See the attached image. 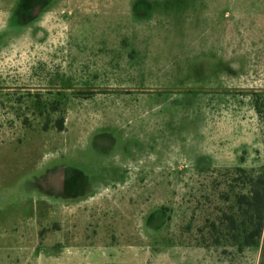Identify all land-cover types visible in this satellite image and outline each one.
<instances>
[{"label":"rangeland","instance_id":"374dc122","mask_svg":"<svg viewBox=\"0 0 264 264\" xmlns=\"http://www.w3.org/2000/svg\"><path fill=\"white\" fill-rule=\"evenodd\" d=\"M255 106L264 0H0V264H264Z\"/></svg>","mask_w":264,"mask_h":264},{"label":"trees","instance_id":"16d2710c","mask_svg":"<svg viewBox=\"0 0 264 264\" xmlns=\"http://www.w3.org/2000/svg\"><path fill=\"white\" fill-rule=\"evenodd\" d=\"M195 93L201 89H188ZM264 121V111L255 106ZM236 170L244 171L243 168ZM237 214L229 216L226 227L229 238L239 246L252 245L261 236L264 224V168L256 175L249 177L247 194L241 193L236 199Z\"/></svg>","mask_w":264,"mask_h":264},{"label":"crops","instance_id":"0c3cea01","mask_svg":"<svg viewBox=\"0 0 264 264\" xmlns=\"http://www.w3.org/2000/svg\"><path fill=\"white\" fill-rule=\"evenodd\" d=\"M2 151H3V153H2ZM5 152H6V154H10L9 152H11V150H10V148H7V147H5V148H3V149H0V154H5ZM20 154H21V152H20ZM10 160H11V158H9V159H7V161H9L10 162ZM0 161H3V159H1L0 158ZM27 162H25V164H26ZM24 164V166H25V168H23V171L21 170L20 171V174L18 175V180H20V182H21V180L23 181V178H25L26 177V175H23V173L24 172H27V169H26V165ZM44 168H43V166H41L40 167V170H43ZM60 169V168H59ZM4 169L3 168H0V173H1V177H5V175H6V173L9 175V177L11 176V170H8V169H5V171H3ZM50 171V170H49ZM37 172H38V169H37ZM36 172V173H37ZM28 173V172H27ZM34 174V177L35 178H37L38 177V175L37 174ZM45 177V174L44 175H41V176H39L38 178H44ZM53 177H55L54 176V174H52L51 175V178H53ZM3 178L1 179V181L3 180ZM10 179V178H9ZM61 180V182L63 181V180H65V178L63 179L62 177H60L59 178V181ZM58 181V182H59ZM1 212V211H0ZM6 215V214H5ZM5 215L4 216H0V218H4L5 217Z\"/></svg>","mask_w":264,"mask_h":264}]
</instances>
